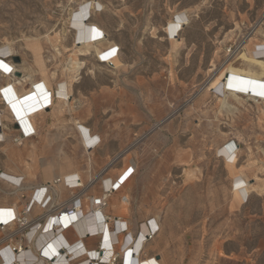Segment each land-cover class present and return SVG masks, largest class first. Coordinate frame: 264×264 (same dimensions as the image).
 <instances>
[{"label":"rangeland","instance_id":"rangeland-1","mask_svg":"<svg viewBox=\"0 0 264 264\" xmlns=\"http://www.w3.org/2000/svg\"><path fill=\"white\" fill-rule=\"evenodd\" d=\"M95 2L102 7L90 22L104 39L80 47L70 17ZM181 13L188 20L179 27ZM253 26L246 55L264 44V0H0V48H11L0 56L9 66L0 65V134L7 136L0 147L12 148L18 114L3 91L14 85L23 95L43 85L50 97L45 114L33 120L38 146H25L45 152L51 146L52 155L37 159L39 169L66 155L81 172L91 159L96 192L100 172L114 157L106 170L114 181L131 169L128 186L115 192L129 197L130 213L115 215L134 234L156 219L159 232L145 245L142 262L264 264V104L244 95L239 102L227 98L231 107L222 108L220 95L204 91L223 78L226 64L238 67V60H225V50ZM100 55L114 69L101 64ZM60 86L70 90L69 106L58 102ZM74 122L99 138L93 152L80 143ZM227 144L238 147L232 168L253 184L246 202L233 187L237 175L218 153ZM4 154L0 149L6 171L13 166ZM5 186L0 189L12 190ZM72 236L65 233L69 242Z\"/></svg>","mask_w":264,"mask_h":264},{"label":"built area","instance_id":"built-area-1","mask_svg":"<svg viewBox=\"0 0 264 264\" xmlns=\"http://www.w3.org/2000/svg\"><path fill=\"white\" fill-rule=\"evenodd\" d=\"M254 32L255 27H250L238 41L229 45L225 50V60H238ZM113 49L118 52L117 47ZM254 50L256 53L254 57L264 60V44L255 46ZM99 62L109 69H114L109 59L103 58V55H100ZM212 91L219 95L215 90ZM47 95L49 100L48 92ZM251 96L254 97V95ZM261 97L263 96L256 98L261 99ZM16 120L15 124L18 129L24 131L20 120ZM33 135L32 131H24L20 137H14L12 142L21 146L23 138ZM91 150L93 149L87 151ZM117 159L118 157H114L103 168L99 175L100 180L106 174L107 168ZM131 174L133 171L129 175ZM21 181L20 179V183ZM96 184V179L84 184L78 177H74L72 181H68L66 178L64 180L56 178L51 183H46L35 189L32 200L21 207L19 211H15L13 206L0 207V264H38L39 262L40 264H136L137 261L135 257H132L130 249L136 235L130 232L129 226L122 218L104 213L108 207L110 194L120 189L122 181H114L108 188L104 187L102 191H100V181L98 192L94 189ZM59 185H63L67 190V195H62L63 198L54 191L55 187ZM16 187H19V184ZM35 205L40 207L42 212L32 216L31 213ZM89 218L91 219L88 226L96 228L97 231L94 229V232H87L81 236L76 235L74 241L69 242L65 233L73 232L78 223L86 219L89 220ZM144 225L146 233L143 241L146 243L157 235L159 226L154 218L144 222ZM48 234L52 235L41 239L40 247H33L36 236L39 239L42 238V235ZM93 237L98 239L96 246L94 249H88L84 242ZM120 237H123L120 247V252L124 253L123 258L112 250L119 245ZM107 242L110 244L109 248L105 247ZM106 254H108L107 257Z\"/></svg>","mask_w":264,"mask_h":264},{"label":"bare ground","instance_id":"bare-ground-1","mask_svg":"<svg viewBox=\"0 0 264 264\" xmlns=\"http://www.w3.org/2000/svg\"><path fill=\"white\" fill-rule=\"evenodd\" d=\"M90 4L89 5L88 4L82 5L81 9L78 11H75L73 13L72 17H70L71 18V24L75 28V32L77 34V40L79 42L77 45H79L80 47L90 46L91 44L100 41V39L102 37H103L102 39H104V35L90 22L91 12L97 11L96 8H101L102 6L97 2H95L91 5ZM186 20H188V19H187V16L185 13H181V14L177 15V24L179 27L182 26L183 24H185ZM252 39L253 38L249 39V41H251ZM31 46L36 52H39L41 50V46L37 42L31 43ZM10 49L11 48L9 45L7 47L0 48V56H5V55L10 54V52H11ZM77 52L80 53L81 51L78 50ZM254 52H255V50H252L251 52H249V54H248L249 56L246 55L245 53H242L238 59V61H239L238 67H234L232 65L233 62L226 64L227 66L224 68L225 69L224 70L225 75L223 76V78L221 80L217 81L214 85L211 83V84H209V86L204 87V91L206 93H208L211 90H215L216 92H218L220 97H222L219 99L220 106L222 108L230 106V105H228L227 98L230 97L233 100H235L236 102H239L244 95L251 97L256 103L260 102V103L264 104V98H263L264 97V60L262 58H255L254 54L256 55V53H254ZM115 54L117 55L116 50H115ZM109 62H110V59H109ZM0 65H1V67L3 66V68H5V70H4L3 68L0 67L2 70H4V71L9 70V66L4 61L0 60ZM213 67H215V66H213ZM39 68L42 70H45L44 64L41 61L39 64ZM213 71H214V68L209 70V72H213ZM51 76H52V78H54L55 73H52ZM75 79H76V77H75ZM22 80L24 82L31 81V76L26 77V78L24 76H22ZM68 81H70V80H68ZM30 84H33V83L31 82ZM48 91L49 90H47L43 85H38L35 87V90H29L23 95L19 94V92H17V89L14 85H11V87H7L3 91V95L6 99V101L8 102V104H11L13 109L18 113L16 116H17V119H20V123H21L24 131L34 132V130H33L34 129L33 128L34 118L40 117L43 114H45V109L48 108L47 105L49 102L48 95H47ZM57 94L59 96V101H58L59 103H62L64 106H69L71 104V98L68 99V97H70V96H68L70 94V90L68 88V92H67V86H66L65 90H64L63 86H60L57 90ZM251 95H254V97H252ZM257 96H263V97H261V99H257L256 98ZM64 98H65V100H64ZM37 111H39V112L36 115H32V113L37 112ZM59 111H62V110L60 109ZM28 122H29V124H31L30 129L28 128ZM74 125L76 126V128L79 127V129H78L79 134L78 135L81 136L80 143L84 146V148L86 150L94 149L99 143V138L96 136L93 137L91 135V133L89 132V130L86 129L85 127H83L79 122H74ZM0 126H1V120H0ZM34 135H35V133H34ZM6 137L7 136H5V134L3 132L0 134V145L6 141ZM30 137H32V136H30ZM30 137H28V138H30ZM21 145H22V142H21ZM17 146H19V145H17ZM27 147L25 146L24 150H27ZM28 149H30V153H32L34 155L33 161L31 164L27 163V162H24V163L20 162L18 155H17L18 151L21 152L20 150H14L10 147L9 148L7 147V149L4 151L7 154L8 161L12 164L13 167H7L6 171L3 172L2 174H0L1 178H2V179L0 178V181L4 182L6 184H9L12 188V191H5V190L0 189V193H1L0 198H2V199L13 198V199H15V201H17L18 193H20L21 190L24 189L23 184H22L23 180L20 177H16L14 175L17 171L21 172L27 178V181L28 180L29 181L35 180L36 174L40 170H41L40 172H41V175H42V178L44 181H48L50 179V177H52V176H54V178L59 177L62 180H64L66 178L68 181L69 180L72 181V179L74 177H78L80 179V182L83 181V180H81V178L78 175L65 176L66 175L65 173L71 171L70 169L72 168V166H71L72 161H71V158L69 156L63 155L59 159L53 160L52 163L41 166V169H39L38 168V161H37L38 157L36 155V152L38 151L37 147L30 145L28 147ZM42 149H43V147H42ZM237 150L238 149L236 148V146L234 144H227L226 146L222 147L218 151V153L220 154V156H222L224 158L226 167L228 170H230V174L232 171H234V174L237 175V177L234 179V182H233L234 186L233 187L237 191V196L241 199V201L246 202L248 197H249V187H251L253 184L245 182L243 180V178L239 175V172L237 171V169L232 168L231 162L233 161V159H234L233 155L236 153ZM8 154L11 157H9ZM91 161H92L91 159L89 160V162L87 161L88 163H87V171L86 172H87L88 177L92 176ZM92 163H93V161H92ZM19 164H22V167H23L22 169H20ZM63 164L66 165V168ZM67 164H70V165H67ZM131 171L132 170H129V171L125 170L123 172H120L117 176L118 178L116 181L121 180L122 185H123L129 179V177L132 175V174L129 175ZM234 174L232 176V179L234 178ZM20 179L22 180L21 183H20ZM112 182H114V181L109 177L102 178L101 184H100V189H101L100 191H102V189L104 187L108 188L110 183H112ZM127 183L128 182H126L123 186L121 185L120 188L124 189L126 186H128V185H126ZM18 184H19V187H16V185L18 186ZM37 188H39V187H37ZM37 188L32 189L30 197H29L28 201L25 203V205L30 200H32L33 191ZM25 190H27V188H25ZM54 191L57 192L61 198H63L62 195H64V196L67 195V193L65 194L62 192V191H67V190H65L63 185L56 186ZM110 196L108 199L109 200V204L107 207L108 212L109 211L115 212V214L119 215V216H123L125 214L130 213V205L127 202V198H129L128 196H124L122 198V197H119L115 192L110 194ZM22 207H23V205H22ZM13 208H14V205H13ZM15 209H16V207H15ZM35 210L37 213H35ZM41 212H42L41 208L35 205L33 207V211L31 214H32V216H34V215L41 213ZM104 213H105V211H104ZM156 213H159V212L157 211ZM90 219L91 218H89V220L86 219V220H83L81 223H78L74 227L75 228L74 231H76V232L73 231L72 234L76 237V235L81 236L83 234H86L87 232H94L95 230L97 231L96 228L88 226L90 223ZM145 233H146V227H145L144 223H141L139 225L137 233L135 234L136 237L132 240V245L130 247V249L132 250V254H133L132 257H135V259L137 261L136 264H157L155 259H149V257H147V259L143 262H142V260H140V255L142 254V252H144L143 251L145 249L144 247L148 243V242L145 243L143 241ZM50 235H52V234L42 235V238H39V239H37V236H36L34 241H33V247L34 248L40 247L42 245L41 239H46V237H48ZM93 238H95V237H93ZM100 240H101V238H100ZM119 240H120L119 245L116 248H112V250L117 255H119L123 258L124 253L120 252V247L123 243V237H120ZM109 245H110L109 242L105 243V247L109 248ZM219 254L222 255V253H219ZM107 256H108V254H106V257ZM38 264H40V262Z\"/></svg>","mask_w":264,"mask_h":264},{"label":"crops","instance_id":"crops-1","mask_svg":"<svg viewBox=\"0 0 264 264\" xmlns=\"http://www.w3.org/2000/svg\"><path fill=\"white\" fill-rule=\"evenodd\" d=\"M254 35H256V34H254ZM251 52V51H250ZM43 88V87H42ZM44 89V88H43ZM18 120H20V119H18ZM15 121H17L16 119H14L13 120V122L12 123H14L13 124V126H14V131H15V133L16 134H14V136H12V138H14V137H20L21 136V134H22V132H24V131H20L19 129H18V126L15 124ZM28 128L30 129L31 127H30V124H29V122H28ZM33 128H34V126H33ZM23 129V128H22ZM24 130V129H23ZM35 137H36V135L35 136H33V137H30V138H23L22 139V142H23V144L21 145V146H16V145H14V144H12V148H16V149H19V150H21V152H19L18 151V153H17V155H18V158H19V160H20V162H21V157H22V159L24 160V161H28L27 163H32V161H33V157H34V155L32 154V153H30V149H28L27 148V150H24L23 148H24V146H25V144H27V143H34L35 145H37L38 146V144L36 143V141H34V139H35ZM75 137H76V140L79 138L78 137V135H75ZM11 138V137H10ZM3 145V144H2ZM1 146V145H0ZM30 145H28V147H29ZM50 148H49V150L47 149L46 150V152L45 151H43V149L41 148V149H39V147H38V151L36 152V155H37V157L38 158H42V156L43 155H52V148H51V146H49ZM0 149H1V152L4 154V149H5V144H4V146H2V147H0ZM57 150V149H56ZM32 151V150H31ZM47 151H48V153H47ZM86 151V150H85ZM93 151H94V149H93ZM93 151H91V152H93ZM86 153H88L87 151H86ZM5 155V154H4ZM6 158V157H5ZM46 159V158H45ZM30 161V162H29ZM72 162H71V166H72V168L70 169L71 171H69V172H67V173H65L66 175L65 176H70V175H78L80 178H81V180H83L82 182L84 183V184H88L91 180H92V176L91 177H88V175H85V171H87V170H85V171H82V170H80V168H79V166H78V164H77V167H78V169L82 172H78V170L77 169H75L74 168V162H73V160H71ZM88 162H89V158H88V160H87ZM87 162V163H88ZM50 163H52V162H49V163H46V164H44V165H47V164H50ZM87 163H86V166H87ZM64 165V164H63ZM67 165H70V164H67ZM65 166V168H66V165H64ZM93 166H95L94 164H93ZM5 167H6V164H4V166H3V168H1L0 169V172L1 173H3V172H5ZM68 169V168H67ZM93 172V171H92ZM87 173V172H86ZM16 177H20L22 180H23V190H21V192L20 193H18V195H17V201H15V199H13V198H8V199H2V198H0V207H11V206H13L14 205V209H15V207H16V209H15V211H18V210H20L21 209V207H22V205L24 206L25 205V203L28 201V199H29V197H30V194H31V191H32V189L33 188H37V187H39V186H42V185H44V184H46V183H51L52 182V180H54V179H56V178H54V179H52V180H48V181H44L43 180V178H42V175L40 176V175H36V177H35V180H33V181H27V178L21 173V172H16L15 174H14ZM110 177L113 181L115 180V178L113 177L114 175H112V176H110L109 174H108V172L104 175V177ZM103 177V178H104ZM57 178H59V177H57ZM6 183L4 184V183H0V188H5L6 186ZM9 187H11L9 184H7ZM25 188H27V190H25ZM6 191V190H5ZM12 191V190H11ZM34 192V191H33ZM63 193H65L66 194V191H62ZM13 204V205H12ZM18 209V210H17ZM35 213H37L36 212V210H35ZM105 213L106 214H108V215H110V216H113V217H115L116 215H115V213L114 212H111V211H107V210H105ZM39 214V213H38ZM127 223V222H126ZM130 232L134 235V233L130 230ZM73 238H72V240H71V242L72 241H74V239H75V236H72ZM97 241H98V239L97 238H89V239H87V240H85V244H86V246H87V248L88 249H94L95 248V246H96V243H97ZM144 255H145V253H144ZM146 256H148L147 254H146ZM155 256V258H158V256L157 255H154Z\"/></svg>","mask_w":264,"mask_h":264},{"label":"water","instance_id":"water-1","mask_svg":"<svg viewBox=\"0 0 264 264\" xmlns=\"http://www.w3.org/2000/svg\"><path fill=\"white\" fill-rule=\"evenodd\" d=\"M14 62H16V63H17V62H18V60H17V59H14ZM16 76H19V74L17 73V74H16Z\"/></svg>","mask_w":264,"mask_h":264},{"label":"trees","instance_id":"trees-1","mask_svg":"<svg viewBox=\"0 0 264 264\" xmlns=\"http://www.w3.org/2000/svg\"><path fill=\"white\" fill-rule=\"evenodd\" d=\"M2 68H3V66H2ZM4 70H5V68H3Z\"/></svg>","mask_w":264,"mask_h":264}]
</instances>
